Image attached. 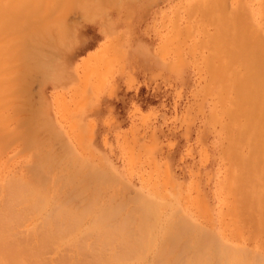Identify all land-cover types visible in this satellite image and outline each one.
I'll use <instances>...</instances> for the list:
<instances>
[{
    "label": "rangeland",
    "instance_id": "obj_1",
    "mask_svg": "<svg viewBox=\"0 0 264 264\" xmlns=\"http://www.w3.org/2000/svg\"><path fill=\"white\" fill-rule=\"evenodd\" d=\"M6 1L0 0V23L5 22L0 24V132L5 130L0 136V187L4 190L0 199L8 195L4 193L7 182L29 181L33 188L27 191L58 199L59 204L51 202L45 207L41 215H46L55 211L53 206L65 205L67 199L70 202L66 204L74 207L92 204L97 185L100 189L96 187L94 193L101 194L94 198L98 202L95 207L105 210L107 204L102 199L108 203L110 199L112 206L108 204L106 209L113 210L119 203L117 207H123L119 216L135 209L133 218L130 214L132 225L138 220L136 215L142 214L140 204L150 202L156 242L145 250L142 264L156 263L164 232L171 224L179 229L184 225L187 231L181 230L184 236L173 257L162 264L192 259L204 236L213 242L203 251L209 261L218 257L220 246L264 258V235L247 222L242 211L247 196H262L257 179L264 180V126L255 124L253 128L252 124L264 112L249 107L245 98L230 88L233 77L243 72L238 64L224 63V55L217 49L220 45L214 40L216 25L196 7L210 0H92L93 4L90 0H86L88 4L66 0L67 5L54 8L56 15L52 8L11 23L6 22L3 9L10 7L13 12L18 5L26 7V2L12 0L13 6L11 0ZM223 3L224 15L245 7L250 25L255 27L263 20L258 0ZM240 12L237 20L242 17ZM53 17L57 22H52ZM234 107L239 110L235 112ZM27 131L30 137L36 136L34 147H30L33 142ZM25 137L32 142L26 148ZM71 159L84 160L100 171L99 175L103 172L112 178L109 183L105 178V184L100 185L101 174L99 185L90 183L82 176L92 168L81 165L84 161L76 165ZM65 163L78 171L71 166L67 169ZM34 165L41 166L40 172L34 171ZM38 175L43 179L40 183ZM56 185L65 190L61 196ZM113 194L120 200L115 197L112 202ZM125 199L127 204H135L126 207ZM162 202L164 205L157 207ZM22 208L24 213L30 212ZM28 215L24 214V220L30 221H24L27 225L23 222L22 227L17 220L10 222L13 232L24 233L26 226L39 223L44 216L34 220ZM47 257L55 260L57 254Z\"/></svg>",
    "mask_w": 264,
    "mask_h": 264
},
{
    "label": "bare ground",
    "instance_id": "obj_2",
    "mask_svg": "<svg viewBox=\"0 0 264 264\" xmlns=\"http://www.w3.org/2000/svg\"><path fill=\"white\" fill-rule=\"evenodd\" d=\"M18 1L20 2L21 0H18ZM24 1L26 2V3H24V4H26V7L25 6L24 7H18L19 6L18 5L17 8H14L13 12H12L10 7H5L3 9V12L6 15L5 16L6 22L7 21H10V23L12 21L14 22L19 17H26V16H30V15H33L36 13H40L41 10H42V12H51L52 8L54 9L57 6H61V4H64V5L66 4V0H52V4L50 3L51 0H49V1H47V0H24ZM258 1L260 3L261 9L264 10V0H258ZM6 2H4V3H6ZM12 2H13V6H15L14 1H12ZM76 2H77V0H76ZM86 2L88 4V1H86ZM90 2H89V4H93L92 0H90ZM72 3H75V2H72ZM99 4H98V6H99ZM1 6H2V4H1ZM98 6H96V7L98 8ZM90 7H91V5L89 6V8ZM196 7H198V9H200L204 13V15L208 21H210L211 23H214L216 25V35L214 37V40L219 43L218 45H220L217 49H220L219 52L221 51V53L224 55V57H221L222 55L220 56L222 58V60H223V58L225 59L224 63H226V62H228V64L229 63H235V64L240 65L242 68V72H243L242 74L243 75L242 76L241 75H235L232 79V81H234V83H232L231 86L229 85L230 88L232 87L231 88V89H233L232 91H235L236 93L240 94L243 98H245V102L250 104L249 107L253 106L254 108L256 107V108H258L264 112V15L262 14L263 20H261L259 23L256 22V26L254 27L253 25H250L249 21L247 20V13L245 11L246 10L245 7L243 9L242 8L238 9V11L233 10L232 12H230V13H233L231 15H224V13L222 11L224 9L223 0H210L208 2V4L207 3L198 4V6H196ZM99 8H100V6H99ZM80 11H81V9H80ZM56 12H57V10H56ZM237 12H240L242 14V17L239 18V20H237V18H236ZM46 14H48V13H46ZM86 14H88V13H86ZM50 15H51V13H50ZM52 15H53V12H52ZM54 15H56L55 9H54ZM83 16H85V15H83ZM53 18H52L53 20L52 19H50V20H52V22L54 20L56 21L57 17L56 18L53 17ZM43 19H45V17ZM48 21H49V19H48ZM3 23H5V22L3 21ZM3 23H0V24L3 25ZM55 23H52L53 26L55 25ZM61 31H63V30H61ZM212 46H214V45H212ZM44 54L46 55V53H44ZM3 63H4V61H3ZM44 66L47 67L45 64H44ZM223 66L225 67V65H223ZM62 67H63V65H62ZM38 69L40 70V68H38ZM46 69H48V68H46ZM49 69L53 70V68H51V67ZM46 71L44 73H46ZM38 73H40V72H38ZM215 73H218V71H216ZM224 73H228V72L226 71ZM219 75L222 76L223 71H222V74H219ZM224 75H226V74H224ZM17 79L18 78H16L15 80H17ZM13 81H14V79H13ZM217 85H216V87H218ZM210 92L211 91H209V93ZM216 101H218V100H216ZM235 103H236V101H235ZM213 106H214V104H213ZM219 107H220V105H219ZM237 109H238V107H237ZM234 110H235V107H234ZM236 110H235V112H236ZM255 124H257V126H259V125L264 126V113H261V115L255 120V123L252 124L253 128H256ZM33 129H35V128L33 127ZM3 131H5V130H3ZM3 131L0 132V136L3 135V134H1ZM28 133H30V132L27 131L26 136L30 137ZM32 133L33 132L31 131V134ZM13 134H15V133H13ZM17 135H18V133H17ZM31 136L32 137L29 138V140L31 139L30 141H32V139H34V138L36 139V136L33 138L34 133ZM13 138H19V137L17 136V137H13ZM11 139L12 138H10V140ZM26 139L27 138L25 137V139L23 141V142H25V148H26V146H28V142H29V140L25 141ZM13 142H15V141H13ZM32 142L31 143L29 142V145L32 144ZM34 143L35 142H33V144L30 145V147L33 146ZM22 145L24 147V143H22ZM39 151H41V150H39ZM42 152H40V153L42 154ZM15 156H16V154H15ZM49 156L53 157L52 154ZM44 158L45 159H43V158L42 159L43 160L47 159L46 157H44ZM61 159L58 160V163L60 162V164H61V161H64L63 157ZM73 161H75V160H72V162ZM76 161H77V158H76ZM76 161L74 163L76 165H78L77 163H79L80 161H84V160H78L79 162H76ZM46 162H47V160H46ZM66 163H68V162H66ZM66 163H65V166H66ZM70 163H71V161H70ZM84 163H85V161L83 163H81V165ZM85 164L89 165V163L88 164L85 163ZM57 165L59 166V164H57ZM65 166H63V167H65ZM70 166L72 167V165H70ZM70 166H68V167L66 166V168L67 169L69 168L71 170ZM79 166H80V164H79ZM79 166H77V167H79ZM89 166H86V167L88 169H90V167L92 168V164L90 167ZM33 167H35V165ZM61 167H62V165H61ZM94 168L95 167H93L92 170L90 169L92 171V173L90 171V173L88 174L89 176L82 174L83 175L82 177L87 176L83 179H86V181L88 180V182H90V181L92 183L95 182V184H96V182L98 181L97 179L101 178L100 177V176H102L101 174L104 175L105 173L102 172L99 175L100 171H97L96 168L95 169ZM46 169H47V167L45 168V170ZM72 169H73V167H72ZM75 169L77 170L76 167L73 170H75ZM93 169L96 171H93ZM40 170H41V166H37V167H35L34 171L40 172ZM45 170H44V173L42 172L43 175H45ZM76 170H75V172H76ZM56 171H58V170H56ZM65 171H66V169L64 170V173H65ZM86 171H85V173H86ZM68 172H70V171H68ZM65 175H68V174H65ZM72 175H71V177H72ZM79 175L81 176V174H79ZM104 176H106V175H104ZM104 176L99 180L100 182L103 181L105 178H106V180H104V181L108 182V179L112 178L109 175H107L106 177H104ZM63 177H64L63 178V180H64L65 176H63ZM251 178H253V177H251ZM251 178H250V181L252 180ZM80 179H81V177H80ZM37 180H39L38 182L40 183L41 180H43V179L40 175H38ZM113 180H115V179L113 178ZM60 181H62V180H60ZM67 181L65 179V181H63V182H67ZM81 181H83V180H81ZM104 181L100 185L105 184ZM110 181H111L110 182V184H111L112 180H110ZM76 182H79V180ZM100 182H97L98 185ZM61 183H59V184L61 185ZM108 183H106V184L108 185ZM257 183H258V186L263 189L262 196L256 197L255 195H252L254 197V199L252 198V196H247L245 206H244V202L242 201L243 206H244L242 211H244V214H245L244 217H246L247 222L252 223L251 225L256 226V228H257L256 230L260 231L261 234L264 235V180L261 178L257 179ZM6 184H7V186L4 185L5 186L4 189H6V191L4 193H8V195L4 194L6 198L4 200L0 199L1 200V203H0V259H1L0 264H142L143 256L145 255L144 252H146L145 250H148L156 242V231H155L156 228H152V224H154V221H153L154 212H152L151 204L149 201H144V204H140L139 209L141 210L142 214L140 216L138 214H137L138 216L136 215V217H138V218H134V219H138V220H136L135 224L133 223L134 225H132V222L130 220V217H131L130 214H132L134 211L136 212V210L134 209V211H133V208H132V209H130V211L131 210L133 211L132 213H130V212L126 213V215H128V216H126L125 214H124V216H123V214H122V216H119L121 214V211H123L122 210L123 207H121V209H119L120 207H117V205L119 204L118 203L119 201L115 202L118 204L114 203L116 206L113 205L114 208L117 207L116 208L117 210H114L113 207H112L113 210L110 207H109L110 209L109 208L106 209V206H109L108 204H110L112 206V203H110V201H111L110 199H109V203L104 201V199H102L103 202H105L107 204V205H105V210L104 209L100 210V209L95 207V205H96L95 202L96 203H98V202L96 200H94V198H97L98 197L97 194H99L100 192L98 191L99 193H94L97 185L95 187V185L93 184L92 187L89 186V189H90V187H91V189H93V187H95L94 191L90 189V191H93V193L91 192L92 195L96 194V197L93 195L94 197L92 198V204H84V205H81L80 207H74V206H70V205L66 204L68 202V199H67V201L65 200V205H58V206H53V207L51 206L52 208L55 209V211H53V212L48 211V213L46 214L47 216L45 215V213H46L45 212L44 214H42L45 216L44 217L41 215V213L43 212V210H46L45 207L49 203L53 202L50 205L54 204V202H57V204H59L57 198H54L55 201H52L49 197H47L43 193L35 192V191H27L28 188H33V187L28 186L29 181L19 182V179H15V180L7 182ZM67 184L69 185V183H67ZM75 184L76 183L74 182V185ZM80 184L78 183L79 186H80ZM32 185H34V184H32ZM62 185H64V184L62 183ZM78 185H75V186L78 187ZM86 185H88V184H86ZM0 186H1V184H0ZM17 186H20V187H17ZM57 186L59 187V190H60L59 192H60V196H61V192L64 193L65 190L63 191V189H60L59 185H56V187ZM84 186L85 185H83V187ZM53 187L55 188L54 185H53ZM63 187L64 186H62L61 188H63ZM99 187H97V190ZM106 187H104V190ZM81 188L79 187L78 190H80ZM65 189L71 193V190L69 188L67 189V185H66ZM82 189H83L82 190V192H83L85 190V188H82ZM78 190H76V191H78ZM1 191L2 192L4 191L3 187H0V192ZM103 191H102V193H103ZM55 192H56V194H59V192L58 193H57V191H55ZM55 192H54V196H55ZM82 192H80V193H82ZM1 193H0V195H1ZM76 194H78V192ZM71 195H72V197H74L73 193ZM103 195H104V193L101 196H103ZM243 195L244 196L246 195L245 191H244ZM76 196H75V198H76ZM108 196L109 195H107V197ZM110 196L112 198V202H113V198H114V200H115V197L118 198L117 196H114V194H113V196L112 195H110ZM61 198H59V199H61ZM70 198H69V200H70ZM101 198H100V200H101ZM108 198H105V199H108ZM118 199L120 200V198H118ZM126 199H128V197H126ZM80 202L82 203V201H80ZM125 202H126L125 204H127V200ZM157 202H159V201H157ZM123 203L124 202L120 201L121 205ZM133 203L134 202L131 201V203H128V204L130 206V204L132 205ZM78 204L80 205V203H78ZM128 204L126 205V207H128ZM157 204L158 203L155 204V207ZM161 205L163 206L164 203L162 202L161 204H158L157 207H159V206L162 207ZM99 206L100 205L98 204V207ZM103 206H104V204H102V206H100V207H103ZM22 207L26 208V210L27 209L30 210V212H29L30 217L29 218H31V219L33 217V219L35 220V218H37L38 216L41 215L42 217L39 220H37V221H39L40 224L38 222H37V224H35L36 222L34 221V224H33V222H32V224L30 223L32 226L29 224L31 227L26 226L27 228H25L24 233H22L23 231L22 232L19 231L20 233H18V231L16 229H15V231H17V233L15 231H14L15 232L14 233L13 232L14 229L12 227H10L11 221H13L11 223H14V221L16 223V220H17V222L19 224H21L20 227H22V224L24 221H26V222L30 221V219L27 220V218H26V220H24L25 219L24 214H26V216H27L29 213L28 214L24 213L26 211L22 210L23 209ZM126 207L124 206V208H126ZM134 214H136V213H134ZM132 218H133V214H132ZM134 219H133V221H135ZM86 222H88V223L86 224ZM19 224L18 225L16 224L17 225L16 227H18ZM25 224L26 223L24 222V225ZM13 226L15 227V225H13ZM181 230L187 231V228L184 225H182V227H180V229L174 228L173 224H171L170 226L167 227V229L164 232V234H165L164 235V237H165L164 241L161 244L160 251L157 253V256H156L157 258L155 257V255L153 257H151V259L156 258V260H154V262H156V263H153V264H157V263L162 264L163 260L166 263L165 258H172L173 257L174 250L176 248H178L177 245H178L179 240H181L182 237L184 236V234L182 233ZM197 231H199L198 228H197ZM157 235H158V233H157ZM198 241L199 242L197 243V245L195 247V252H197V255L194 254L192 259H186L185 261H180L177 259L179 261L178 264H264V258L255 257L252 254H250V252H245L243 250L241 251V250L229 249V248H226L223 246H220V250H219L220 253H219L218 257L215 258L213 261H211V260L209 261V258L205 254H203V251H205L204 249H205L206 245L209 248V246H211L213 242L209 238H207V236L202 237V240H198ZM180 249H181V247H180ZM178 253L180 254L179 251H178ZM181 253H183V252H181ZM49 254H53V255L57 254V257L55 258V260H53V258L51 259V257L50 258L47 257ZM199 254H202V255H199ZM178 257H179V255H178ZM145 258H147V256ZM144 261L146 263V260H144ZM172 261L174 262V259ZM168 262H170V261H168ZM147 263L152 264L151 261H150V263L149 262H147ZM175 263H177V261Z\"/></svg>",
    "mask_w": 264,
    "mask_h": 264
}]
</instances>
